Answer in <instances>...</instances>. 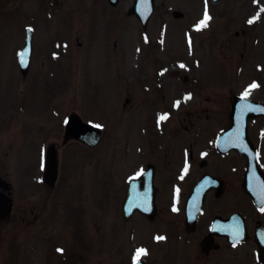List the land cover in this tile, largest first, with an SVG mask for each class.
I'll return each instance as SVG.
<instances>
[{
  "label": "rangeland",
  "instance_id": "rangeland-1",
  "mask_svg": "<svg viewBox=\"0 0 264 264\" xmlns=\"http://www.w3.org/2000/svg\"><path fill=\"white\" fill-rule=\"evenodd\" d=\"M132 2L0 0V177L10 184L12 199L11 217L0 220V264H129L131 250L125 247L132 244L125 245L117 207L124 139L117 128L114 101L122 103L121 71L138 63L137 58L128 64L126 60H135V54L125 58V50H140L143 43L139 21L126 14ZM154 6L146 35L189 65L180 68V77L204 82L205 88L200 86L202 90L192 95L210 98L213 112L230 95L220 84L230 77L231 62L238 60V43L257 38L244 21L256 7L264 6V0H207V4L155 0ZM205 7L210 19L205 27L195 29ZM172 10L181 11L183 17L173 18ZM242 25L244 31L235 37L234 31ZM26 26L32 32L33 57L22 79L17 54ZM258 27L264 30V25ZM107 28L111 29L109 48L118 62L114 66L119 69L114 81L104 82L101 76L94 87L95 66L109 60L101 30ZM90 39H94L90 52L77 47V42L86 44ZM72 111L85 120L101 118L109 124L101 149L78 141L61 146L64 122ZM51 143L59 152L54 188L42 181L45 148Z\"/></svg>",
  "mask_w": 264,
  "mask_h": 264
},
{
  "label": "flooded vegetation",
  "instance_id": "flooded-vegetation-1",
  "mask_svg": "<svg viewBox=\"0 0 264 264\" xmlns=\"http://www.w3.org/2000/svg\"><path fill=\"white\" fill-rule=\"evenodd\" d=\"M260 9L256 7L244 21L257 38L238 43V60L231 62L230 77L220 84L230 95L213 112L210 98L192 95L205 88L204 82L180 77L182 62L164 52L159 40H151L146 30L140 50H125V58L130 52L135 54V60H126L128 64L138 58L136 66L121 71L122 103L114 101L117 128L124 139L117 207L125 245L133 247H125L131 250L129 264L138 247L147 249L141 264H264V30L258 27L264 25V12ZM258 12L259 18L249 23ZM243 28L233 35L239 37ZM101 30L109 31H103L109 60L95 66L94 87L101 76L104 82L114 81L115 69H119L109 48L111 29ZM93 41L77 42V47L90 52ZM254 81L257 87L241 97ZM186 93H191L187 100ZM177 100L180 104L174 106ZM163 112L169 116L158 122ZM92 119L86 121L100 129L94 148L101 149L100 140L109 124Z\"/></svg>",
  "mask_w": 264,
  "mask_h": 264
},
{
  "label": "water",
  "instance_id": "water-1",
  "mask_svg": "<svg viewBox=\"0 0 264 264\" xmlns=\"http://www.w3.org/2000/svg\"><path fill=\"white\" fill-rule=\"evenodd\" d=\"M114 4L118 0H109ZM217 1V0H213ZM154 9V0H134L132 7L127 11L128 15H136L140 20L143 27L146 26L149 17ZM174 17L182 16L179 11H173ZM32 50L31 44V30L26 28V40L24 47L18 54V65L22 76L26 75L28 70L30 55ZM236 102V101H235ZM234 102V103H235ZM99 132L94 129L92 125L83 123L78 116L72 114L68 117L65 132L64 143L68 139H77L83 143H86L89 147H92L98 140ZM58 161L54 147L50 146L46 152L45 168L43 173V180L46 184L53 187L57 179ZM0 188L6 190L9 188L8 184L0 179ZM10 213V200L6 199L4 194L0 193V219L7 218Z\"/></svg>",
  "mask_w": 264,
  "mask_h": 264
},
{
  "label": "snow or ice",
  "instance_id": "snow-or-ice-1",
  "mask_svg": "<svg viewBox=\"0 0 264 264\" xmlns=\"http://www.w3.org/2000/svg\"><path fill=\"white\" fill-rule=\"evenodd\" d=\"M254 2H256V0H254ZM205 4H207V0H205ZM260 11L261 12H264V6H261ZM259 15H260V13L258 12L256 15H253L252 17H250L249 23H252L256 19H258L259 18ZM209 19H210V16L208 14L207 7H205L204 17L199 22H197L196 24H194L193 27L195 29H200L202 27H205L206 24H207V21ZM145 39H147V37H145ZM189 42H191V41L189 40ZM184 66L185 65H183L181 63V67H184ZM255 87H257V84L254 81L252 84H249L247 86V88H245V90L243 92H241V94H240L241 97H247L249 95V90L252 89V88H255ZM190 96H191V93H186L185 96H184V99L187 100ZM179 104H180V101L177 100V101H175L174 106H179ZM261 110L264 111V109H261ZM242 111H243V108H242ZM168 116H169V113H167V112L160 113L158 115V122L159 121L166 120L168 118ZM98 126H101L102 127V125H98ZM202 155H203V153H202ZM187 170H188V163H187V160H186L183 171L186 172ZM140 171H143V169H141ZM135 175H137V176L140 175V172L138 171L137 173H135ZM176 191L178 193L179 192V188H177ZM173 208H174V210H176L175 205H173ZM261 211H264V208H262ZM237 235H239V232H237ZM156 238L157 239H160L161 237L158 236ZM61 251H62V249H61ZM146 252H147V249L144 248V247H138V248H136L135 251H134V253H133V256H132V264H140V258H141L142 255L146 254Z\"/></svg>",
  "mask_w": 264,
  "mask_h": 264
}]
</instances>
